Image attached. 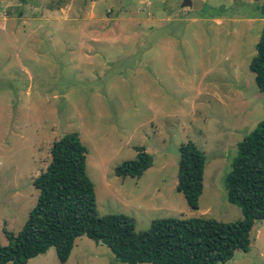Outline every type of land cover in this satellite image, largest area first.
Returning <instances> with one entry per match:
<instances>
[{"label": "rangeland", "instance_id": "374dc122", "mask_svg": "<svg viewBox=\"0 0 264 264\" xmlns=\"http://www.w3.org/2000/svg\"><path fill=\"white\" fill-rule=\"evenodd\" d=\"M264 0H0V244L34 205L31 180L53 140L76 132L98 215L123 213L136 231L152 219L240 217L223 185L236 143L264 118L248 69ZM204 155L198 207L175 190L178 146ZM143 146L139 177L114 166ZM25 264H127L80 235L64 262L53 247ZM147 264V263H138ZM217 264H264V219L246 251Z\"/></svg>", "mask_w": 264, "mask_h": 264}, {"label": "trees", "instance_id": "16d2710c", "mask_svg": "<svg viewBox=\"0 0 264 264\" xmlns=\"http://www.w3.org/2000/svg\"><path fill=\"white\" fill-rule=\"evenodd\" d=\"M264 18V1L257 6ZM248 69L257 89L264 93V25L254 45ZM135 156L114 166L119 177H139L151 165V156L136 146ZM86 148L76 132L53 140L49 161L32 180L37 190L34 205L21 228L4 230L0 264H25L53 247L64 262L76 237L104 244L114 258L127 264H217L236 250L246 251L255 220L264 219V118L236 143V152L223 179L226 200L240 209V217L220 221L210 217H161L146 230L136 231L123 213L98 215L93 185L85 171ZM204 155L187 141L178 146L175 190L190 209H197L202 191Z\"/></svg>", "mask_w": 264, "mask_h": 264}, {"label": "water", "instance_id": "95a60500", "mask_svg": "<svg viewBox=\"0 0 264 264\" xmlns=\"http://www.w3.org/2000/svg\"><path fill=\"white\" fill-rule=\"evenodd\" d=\"M201 0H181V7H190L192 9H198L200 7Z\"/></svg>", "mask_w": 264, "mask_h": 264}]
</instances>
